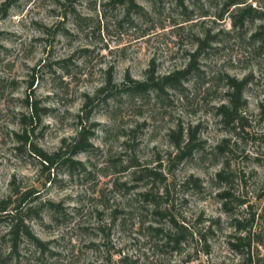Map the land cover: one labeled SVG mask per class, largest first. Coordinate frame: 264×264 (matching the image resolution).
I'll return each mask as SVG.
<instances>
[{"label": "rangeland", "instance_id": "obj_1", "mask_svg": "<svg viewBox=\"0 0 264 264\" xmlns=\"http://www.w3.org/2000/svg\"><path fill=\"white\" fill-rule=\"evenodd\" d=\"M10 1L0 17V200L11 196V209L17 192H30L20 211L34 209L24 223L44 248L21 233L11 253L2 221L0 264H264V51L250 39L260 21L233 26L242 5L228 0H134L139 10L129 11L111 0ZM196 52L180 88L127 94L121 85L183 70ZM229 78L248 83L241 118L227 122L217 108ZM109 82L86 120V98ZM35 103L40 120L30 125ZM79 116L91 148L73 167L43 165L31 145L66 160ZM179 126L185 136L198 127L180 162L168 137ZM251 213L249 263L228 240L232 219ZM174 222L186 232L178 243Z\"/></svg>", "mask_w": 264, "mask_h": 264}, {"label": "trees", "instance_id": "obj_2", "mask_svg": "<svg viewBox=\"0 0 264 264\" xmlns=\"http://www.w3.org/2000/svg\"><path fill=\"white\" fill-rule=\"evenodd\" d=\"M114 3L117 4H123L127 7V10H139L137 4L134 0H111ZM183 0H179V4L182 5ZM264 1V0H260ZM264 3V2H263ZM231 5H242L237 6L236 9L231 14L232 23L235 27H241L244 25L246 21H253V20H259L260 24H258L254 30V32L250 35V39L254 41L257 44V48L259 50L264 51V5L263 6H252L251 4H247L246 2H237V0H228L225 4V6L228 8ZM11 7V1L5 0L0 5V17L6 16L8 10ZM3 34L0 32V36ZM198 55L196 52L195 54H192L193 60L189 62V64L183 69L178 70L173 73H170L166 76L155 78L153 75H148L146 80L143 82L134 81L130 77L127 76V80L123 82L121 85L123 86V89L127 94H136V93H145L150 88L156 89L159 93H164V89L166 87L171 88H180L182 80L186 79L188 75L195 69V57ZM248 83V79H243L241 81H237L236 79H228V103L226 105H222L219 108H217V111L221 114L223 117V121H234L235 118H241L239 115V111L241 107L243 106L242 101V93L244 88L246 87ZM115 85H112L111 82L106 83L104 87L100 88L94 96L87 97L84 106H83V112H85V119L87 120L89 118L91 108L93 106V103L95 99L100 94H109L111 93L112 89L115 88ZM108 96L105 97V100ZM28 103V102H27ZM262 108H264V102L260 104ZM30 115L28 116V123L30 125H33L34 123L38 122L40 120L39 116V110L37 108L36 103L30 104ZM82 116H79L78 123L80 124L79 130L76 133V136L73 138V144L68 145L67 151L68 157L66 160L61 157V152L63 150H60L59 152L53 153V154H46L41 150H38L34 147V145H31L32 151L41 159V162L43 165H49V168L52 167L55 163H57V160H60L62 164L68 163L70 167H73V165L79 164L78 162L72 160L71 158L78 152L85 149H90L91 145L89 144V134L87 131H84V127L82 126L83 123ZM93 127L96 126L95 123L91 124ZM198 132V127L189 128L186 132V136L183 132V129L179 126L175 131H171L168 134L169 140L171 141V144L176 149L177 153L175 154V159L180 162L187 157H189L194 148L196 147V136ZM184 136L186 140H184ZM21 139L24 141V143L28 140V133L26 131L23 133L22 136H20ZM219 150H222V146H218ZM149 175H159L157 172H149ZM217 181H223L225 180V173L224 169L218 171L216 173ZM142 176H139L140 179ZM196 181V180H195ZM187 184L189 181L186 182ZM12 186V184H11ZM264 186V184H263ZM30 192H23L19 194L18 192L16 195L19 197L13 201L14 206L10 209L9 204L12 202L11 196H7L5 199L0 200V222L2 221H8L10 223L9 231L6 235L11 236L12 243V252L14 251L16 247V241L19 236V234H23L30 242L34 243L37 247L41 248L43 250L44 243L37 239L29 230L28 225L24 223L25 215L30 212L32 209L29 208L27 212L24 214L21 213V204L23 201H25L26 197L28 196ZM217 197L219 201L221 202L222 209L225 213L230 214L231 208L230 204L232 203V194L229 189H223L217 193ZM261 197V196H260ZM242 203V202H241ZM245 203V202H243ZM34 210V209H33ZM32 210V211H33ZM261 220L264 222V212L260 215ZM255 220V214L251 213L248 218H233L232 219V227L234 229L233 234L230 235V239L228 240V244L230 246V249L234 251L235 253H239L241 256H245V260H247L249 263H251V253H250V246H251V234L250 232L247 233L246 236L242 233L246 230L252 227ZM174 225L179 228L178 236L175 237V241L178 243L182 239V237L185 235V229L176 224L174 222ZM264 230V226H263ZM199 241L200 239L206 240L205 234L199 233ZM264 235V234H263Z\"/></svg>", "mask_w": 264, "mask_h": 264}]
</instances>
